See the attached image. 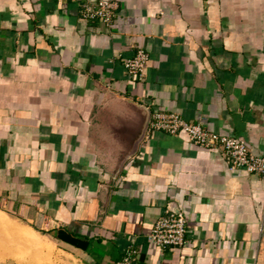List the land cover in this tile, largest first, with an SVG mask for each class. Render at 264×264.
<instances>
[{"label":"crops","instance_id":"1","mask_svg":"<svg viewBox=\"0 0 264 264\" xmlns=\"http://www.w3.org/2000/svg\"><path fill=\"white\" fill-rule=\"evenodd\" d=\"M85 1L0 0V264H264V176L147 126L175 111L264 155V0H114L111 25ZM174 210L188 243H148Z\"/></svg>","mask_w":264,"mask_h":264},{"label":"built area","instance_id":"2","mask_svg":"<svg viewBox=\"0 0 264 264\" xmlns=\"http://www.w3.org/2000/svg\"><path fill=\"white\" fill-rule=\"evenodd\" d=\"M118 4L114 0H86L81 7V17L87 21H99L107 25L116 19ZM149 52L140 48L134 57L124 59V65L129 75L142 82L145 80ZM150 127L171 134L185 131L190 141L206 149H221L224 157L234 168L245 169L247 172L264 176V155L254 154L248 141L240 135L218 132L202 125L200 121L191 122L181 117L175 111L157 109L152 113ZM187 218L180 211H173L160 216L152 231L147 235L148 243L165 249L169 246L182 247L188 243ZM138 254L137 248L130 245L121 264H132Z\"/></svg>","mask_w":264,"mask_h":264},{"label":"water","instance_id":"3","mask_svg":"<svg viewBox=\"0 0 264 264\" xmlns=\"http://www.w3.org/2000/svg\"><path fill=\"white\" fill-rule=\"evenodd\" d=\"M151 118H152V114H150V117H149V119H148V127L150 126V122H151ZM175 211V210H174Z\"/></svg>","mask_w":264,"mask_h":264}]
</instances>
